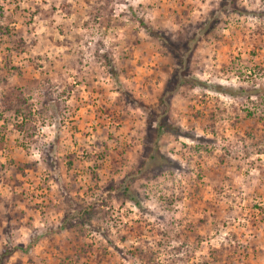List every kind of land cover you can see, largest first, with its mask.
<instances>
[{
    "label": "rangeland",
    "instance_id": "obj_1",
    "mask_svg": "<svg viewBox=\"0 0 264 264\" xmlns=\"http://www.w3.org/2000/svg\"><path fill=\"white\" fill-rule=\"evenodd\" d=\"M0 264H264V0H0Z\"/></svg>",
    "mask_w": 264,
    "mask_h": 264
},
{
    "label": "trees",
    "instance_id": "obj_2",
    "mask_svg": "<svg viewBox=\"0 0 264 264\" xmlns=\"http://www.w3.org/2000/svg\"><path fill=\"white\" fill-rule=\"evenodd\" d=\"M161 133H162V128L159 126L156 131V137H160Z\"/></svg>",
    "mask_w": 264,
    "mask_h": 264
}]
</instances>
